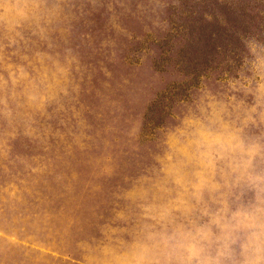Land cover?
<instances>
[{
    "label": "clouds",
    "instance_id": "1",
    "mask_svg": "<svg viewBox=\"0 0 264 264\" xmlns=\"http://www.w3.org/2000/svg\"><path fill=\"white\" fill-rule=\"evenodd\" d=\"M184 3L0 0V176L46 171L56 127L111 125L118 182L78 238L89 264H264V32L237 33L238 59L219 49L232 71L202 76L150 134L137 111L146 78L189 79L146 71L149 40L171 35L172 56L188 41L170 18Z\"/></svg>",
    "mask_w": 264,
    "mask_h": 264
},
{
    "label": "rangeland",
    "instance_id": "2",
    "mask_svg": "<svg viewBox=\"0 0 264 264\" xmlns=\"http://www.w3.org/2000/svg\"><path fill=\"white\" fill-rule=\"evenodd\" d=\"M184 8L187 14L179 15L173 9L170 18L178 31L188 35L185 46L172 56L171 35L149 40L147 46L157 51L146 71L156 77L180 72L189 79L169 78L153 87L146 78V94L137 107L145 134L165 121L175 99L186 96L202 76L232 71L218 50L238 59L242 45L237 33L264 32V0H200L197 4L185 0ZM142 47L137 43L130 53ZM123 67L113 70L119 72ZM93 101V96L86 97L82 108ZM110 127L97 117L79 121L75 134L71 125L56 127L52 134L62 138L63 146L53 141L56 154L50 155L52 163L46 171L28 176L12 169L9 175L0 176V245L4 246L0 264H89L91 258L78 251V238L84 226L91 224L105 191L118 182L105 175L112 159Z\"/></svg>",
    "mask_w": 264,
    "mask_h": 264
}]
</instances>
